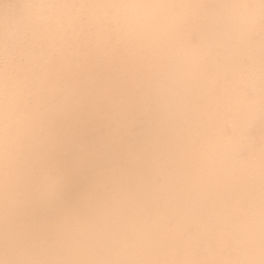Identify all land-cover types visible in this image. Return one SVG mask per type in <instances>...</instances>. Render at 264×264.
Listing matches in <instances>:
<instances>
[{"label":"snow or ice","instance_id":"6c2138e0","mask_svg":"<svg viewBox=\"0 0 264 264\" xmlns=\"http://www.w3.org/2000/svg\"><path fill=\"white\" fill-rule=\"evenodd\" d=\"M0 264H264V0H0Z\"/></svg>","mask_w":264,"mask_h":264}]
</instances>
